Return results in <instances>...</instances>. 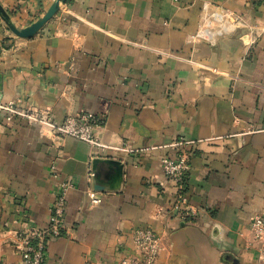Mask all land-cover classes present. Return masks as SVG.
I'll return each instance as SVG.
<instances>
[{
  "label": "crops",
  "instance_id": "obj_1",
  "mask_svg": "<svg viewBox=\"0 0 264 264\" xmlns=\"http://www.w3.org/2000/svg\"><path fill=\"white\" fill-rule=\"evenodd\" d=\"M54 1L0 5L21 29ZM204 5L229 11L234 29L196 36ZM27 109L54 125L101 117L104 154L52 134ZM181 137L194 142L192 222L173 210L161 168ZM95 159L120 162L116 190L88 181ZM59 180L72 188L43 264H119L137 255L132 235L146 229L160 239L156 264H262L250 222L264 214V0H66L28 39L0 17V264H22L18 232L47 226Z\"/></svg>",
  "mask_w": 264,
  "mask_h": 264
},
{
  "label": "built area",
  "instance_id": "obj_2",
  "mask_svg": "<svg viewBox=\"0 0 264 264\" xmlns=\"http://www.w3.org/2000/svg\"><path fill=\"white\" fill-rule=\"evenodd\" d=\"M172 1L178 2L179 0ZM203 10L207 16L199 26L196 35L199 38L207 41L212 40L215 36H222L234 29L237 19L232 18L229 11L217 8L209 10L207 5H204ZM23 114L35 121L43 122L54 135L71 137L97 148L100 155L104 154L107 148L96 135V129L103 120L93 113L81 112L77 115H69L59 125L51 123L48 113H45V116H40L27 109ZM193 145V141L181 137L172 141L169 145L171 152L161 158L163 175L165 179L173 183L176 190L172 208L179 214L183 222H192L196 217V211L188 206L186 190ZM50 171L53 177L59 179L55 165L50 167ZM92 178L93 173L90 170L88 181H91ZM71 188V182L59 180L46 227L39 229L29 226L18 232L15 248L20 254L22 264H43L45 262L48 242L52 238L59 237L64 229L62 219L66 199ZM87 196L92 204L101 203V198L93 189L87 190ZM250 225L255 240L263 242L264 214L254 216ZM132 242L137 255L132 258H124L119 264H156L161 252V243L157 233L149 229L135 231L132 235ZM261 259L263 260L262 264H264L263 255H261Z\"/></svg>",
  "mask_w": 264,
  "mask_h": 264
},
{
  "label": "water",
  "instance_id": "obj_3",
  "mask_svg": "<svg viewBox=\"0 0 264 264\" xmlns=\"http://www.w3.org/2000/svg\"><path fill=\"white\" fill-rule=\"evenodd\" d=\"M66 0H55L44 15L33 22L31 25L25 28L19 29L16 27L10 19L8 13L0 5V17L6 24L7 28L19 38H32L38 31L57 13L60 4L65 3ZM104 165L106 167L105 175L100 173L99 165ZM92 173L95 182L94 189L96 191H102L104 189H109L114 191L118 188L122 180V166L119 161L112 159H95L92 163ZM233 264H238L236 261Z\"/></svg>",
  "mask_w": 264,
  "mask_h": 264
},
{
  "label": "trees",
  "instance_id": "obj_4",
  "mask_svg": "<svg viewBox=\"0 0 264 264\" xmlns=\"http://www.w3.org/2000/svg\"><path fill=\"white\" fill-rule=\"evenodd\" d=\"M186 190H187V183H186Z\"/></svg>",
  "mask_w": 264,
  "mask_h": 264
}]
</instances>
